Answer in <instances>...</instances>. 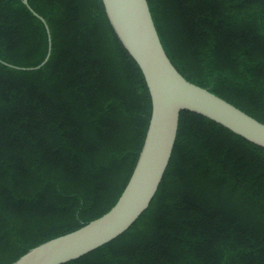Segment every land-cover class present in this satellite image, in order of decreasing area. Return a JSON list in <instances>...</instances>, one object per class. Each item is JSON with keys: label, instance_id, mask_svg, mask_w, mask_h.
I'll return each mask as SVG.
<instances>
[{"label": "trees", "instance_id": "obj_1", "mask_svg": "<svg viewBox=\"0 0 264 264\" xmlns=\"http://www.w3.org/2000/svg\"><path fill=\"white\" fill-rule=\"evenodd\" d=\"M148 3L178 71L264 123V0ZM29 5L0 0V264L107 213L152 113L142 70L102 0ZM34 11L52 48L32 70L49 51ZM64 264H264V148L182 111L148 209Z\"/></svg>", "mask_w": 264, "mask_h": 264}, {"label": "water", "instance_id": "obj_2", "mask_svg": "<svg viewBox=\"0 0 264 264\" xmlns=\"http://www.w3.org/2000/svg\"><path fill=\"white\" fill-rule=\"evenodd\" d=\"M30 7L29 0H23ZM118 38L145 77L152 113L134 172L116 204L83 227L42 243L13 264H64L111 242L126 232L148 209L172 157L180 114L184 110L205 116L246 140L264 148V123L227 100L187 80L167 55L148 0H102ZM49 51L52 41L45 19ZM17 69H26L14 65Z\"/></svg>", "mask_w": 264, "mask_h": 264}]
</instances>
